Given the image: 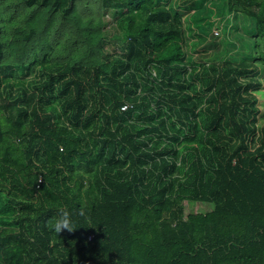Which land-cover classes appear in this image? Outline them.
I'll use <instances>...</instances> for the list:
<instances>
[{
  "label": "trees",
  "instance_id": "obj_1",
  "mask_svg": "<svg viewBox=\"0 0 264 264\" xmlns=\"http://www.w3.org/2000/svg\"><path fill=\"white\" fill-rule=\"evenodd\" d=\"M206 2L0 0V264H264V0Z\"/></svg>",
  "mask_w": 264,
  "mask_h": 264
},
{
  "label": "rangeland",
  "instance_id": "obj_2",
  "mask_svg": "<svg viewBox=\"0 0 264 264\" xmlns=\"http://www.w3.org/2000/svg\"><path fill=\"white\" fill-rule=\"evenodd\" d=\"M178 5H180L184 10L186 9L184 5H181L179 2H178ZM187 13H191L192 12V9L188 8L186 10ZM211 12V11H209ZM208 12V13H209ZM214 16H216V14H214ZM224 16V14H222V17ZM109 19H110V15L107 16ZM216 19H218L219 17H215ZM210 23H208V28H207V42L204 44L205 47H208V48H211V45L218 41L221 43V41H223V43H225L226 41V37L225 36H228L229 39H232V40H235V38L238 36V32L236 31H243L245 32V35L246 36H249L251 35V33H253L255 31V24L252 23V25L250 26H246V17L245 16H241V15H238L236 19H233V13H225V17L224 19H218L217 21L215 22H212V21H209ZM110 24H113V20L110 21V23L108 24V26ZM232 24H234L232 26ZM216 25H218L220 28H221V34H219L218 36H215L213 34H210L211 32H213V29L216 27ZM109 29H113V25L112 26H109ZM195 31H199L198 28H197V24H194L193 25V28ZM189 28H187V32H188ZM210 31V33H209ZM235 37H234V35ZM216 37L218 39H216ZM193 40L192 37L190 36L188 38V41H187V44H185V48L187 50V52L191 53L192 56H194V54L196 53V51H190L189 49V44H190V41ZM207 45V46H206ZM196 49V43L194 45V50ZM204 49L202 50H199L198 52L199 53H202ZM197 54V53H196ZM212 56H210L211 58ZM33 76V75H32ZM31 78V76H28ZM27 77V78H28ZM260 77L261 79L263 80L264 82V71L261 72L260 74ZM28 78V79H30ZM27 79V83H29V80ZM261 123H264V121H262ZM214 208V203L213 202H204V201H184V213L185 215H187L188 213L190 212H207V211H210Z\"/></svg>",
  "mask_w": 264,
  "mask_h": 264
},
{
  "label": "clouds",
  "instance_id": "obj_3",
  "mask_svg": "<svg viewBox=\"0 0 264 264\" xmlns=\"http://www.w3.org/2000/svg\"><path fill=\"white\" fill-rule=\"evenodd\" d=\"M76 214L79 216H86L85 208L81 207ZM47 226L57 234L64 231L71 233L77 228L73 222L72 213L65 207L57 209L54 222L50 221Z\"/></svg>",
  "mask_w": 264,
  "mask_h": 264
},
{
  "label": "crops",
  "instance_id": "obj_4",
  "mask_svg": "<svg viewBox=\"0 0 264 264\" xmlns=\"http://www.w3.org/2000/svg\"><path fill=\"white\" fill-rule=\"evenodd\" d=\"M214 2H218V5L220 4V6H221V0H213ZM175 2H179L181 5H185L186 4V6H185V8H186V10L189 8V5L191 4V5H193V4H195V2L197 3L198 2V0L197 1H195V0H188V1H184V0H175ZM206 3H209L208 5H212V7H213V9H214V12H212L211 10V13L213 14V17H220V15H219V11H218V8H219V6L218 5H216V4H214L213 2L211 3V2H209V0H207V2ZM211 3V4H210ZM218 7V8H217ZM190 9H192V12L191 13H194L197 9H198V7L197 6H193L192 8H190ZM209 12V10H206L204 13H203V15H206V14H208V15H210V12ZM214 14H216V16H214Z\"/></svg>",
  "mask_w": 264,
  "mask_h": 264
},
{
  "label": "built area",
  "instance_id": "obj_5",
  "mask_svg": "<svg viewBox=\"0 0 264 264\" xmlns=\"http://www.w3.org/2000/svg\"><path fill=\"white\" fill-rule=\"evenodd\" d=\"M213 32L215 33V34H221V28L218 26V25H216V27L213 29ZM129 107V104H125L124 106H122V109L123 110H125V109H127ZM42 180V177H40V181Z\"/></svg>",
  "mask_w": 264,
  "mask_h": 264
}]
</instances>
